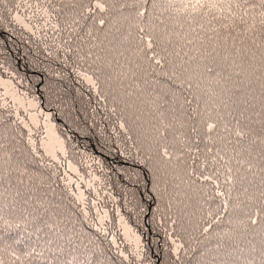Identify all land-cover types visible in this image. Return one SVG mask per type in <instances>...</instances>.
I'll return each mask as SVG.
<instances>
[{
  "label": "trees",
  "instance_id": "obj_1",
  "mask_svg": "<svg viewBox=\"0 0 264 264\" xmlns=\"http://www.w3.org/2000/svg\"><path fill=\"white\" fill-rule=\"evenodd\" d=\"M249 3L247 23L191 33L166 0H108L107 12L89 11L93 0H0V76L52 115L65 161L96 177L99 195L76 197L0 88L2 264H264V9ZM16 14L47 22L27 30ZM132 96L161 138L176 136L164 183L131 137ZM94 201L108 210L103 227ZM118 214L142 236L140 257Z\"/></svg>",
  "mask_w": 264,
  "mask_h": 264
},
{
  "label": "rangeland",
  "instance_id": "obj_2",
  "mask_svg": "<svg viewBox=\"0 0 264 264\" xmlns=\"http://www.w3.org/2000/svg\"><path fill=\"white\" fill-rule=\"evenodd\" d=\"M17 17H19V19H17ZM43 18L44 17L36 16V14H29V16L16 14L15 16L17 22L23 25L27 30H32L33 27L38 28L45 25L47 22V18L46 20H43ZM125 60L127 61V58H125ZM87 81L91 84L93 83L91 79H87ZM0 88L2 89L4 99L9 103V105L13 107L17 117L21 120L24 127L32 136V143L34 144V146H38L46 156L64 166L66 180L72 187L76 197L82 200L86 197L87 190L93 191V194H95L96 198L99 197L98 186H96L97 178L94 176L89 178L85 177L80 172L79 167L76 165V162L65 161L66 144L58 134L57 127L52 118V115L41 109L40 104L36 99L24 93L13 77L4 78L0 76ZM136 102L137 99L134 97L131 99V101L126 99L127 104L124 106V111H127L132 118L136 119V122L130 124L129 126L130 128H132L129 129L130 134L132 133L131 137L135 141L140 142L148 152H151L148 162L153 170V177H155V182L164 183V178L168 174L170 168H174L173 164L176 160L177 155L175 154L177 152L176 136L169 134L168 138V136L165 134L166 139L165 136L164 138H161L159 130H163L164 127L159 129L156 124L157 120L152 118L151 116L147 117V115L149 116L148 113L140 115L141 107L139 105H135ZM175 109L179 110L180 107L176 106ZM197 120V127L200 128L204 133L201 141L203 140L204 142L203 154L205 155V115L200 114ZM140 121L141 123H139ZM161 124H163V122H161ZM133 130L135 131V134ZM161 139L162 141L160 142ZM164 147L168 148L170 153L169 157L163 156L162 150ZM190 150L187 149V152L189 153ZM178 158H180L181 163H183L182 156L180 155L178 156ZM223 160L225 162L228 161V159L225 157L223 158ZM177 172L178 171H174L172 169V174L176 175ZM172 177L176 176L172 175ZM170 178L171 177L168 176L165 179V182L169 181ZM94 204L95 209L98 213V224L100 225V227H103L104 223L109 217L108 210L100 209L97 206V201H94ZM117 223L126 244L132 251H134V253L138 257H140L144 248V240L142 236L138 234L119 214ZM172 241L175 244V250L181 248V244L179 242H175L174 239H172Z\"/></svg>",
  "mask_w": 264,
  "mask_h": 264
},
{
  "label": "snow or ice",
  "instance_id": "obj_3",
  "mask_svg": "<svg viewBox=\"0 0 264 264\" xmlns=\"http://www.w3.org/2000/svg\"><path fill=\"white\" fill-rule=\"evenodd\" d=\"M93 2L94 8L89 9V11H108V0H93ZM166 2L167 8L171 10L172 13H174L177 21H183L184 23H187L191 33L196 32V27L201 30H207L206 24H211L213 21L220 23V26L223 28H228L230 26L227 23H223V21L233 22L231 26H234V22L237 20H239L241 23H247L245 17L249 16V9L256 7V5H250L249 0H166ZM259 7L264 9V0H259ZM260 16V23L264 24V11L260 13ZM17 19H19V17H17ZM101 23H103V21H101ZM184 23H181L180 26L183 27ZM193 25L196 27H193ZM254 27V24L250 25L249 30ZM141 30L143 31V29ZM212 31H217V29L213 28ZM175 35L180 39H185L187 34L182 35L180 33H176ZM187 43H193V40H187ZM152 46L153 45L151 41H149L147 43V47L150 49ZM85 78L90 79L87 76H85ZM214 128V124L208 125L209 131ZM236 135L243 136L244 133L238 130ZM162 154L165 157L170 156L167 147L163 148ZM203 179L215 183V180L211 175H205ZM218 195L223 196L224 194L218 193ZM255 222L256 221L253 220V223ZM205 231H207V229H205ZM0 264H2V262H0Z\"/></svg>",
  "mask_w": 264,
  "mask_h": 264
}]
</instances>
